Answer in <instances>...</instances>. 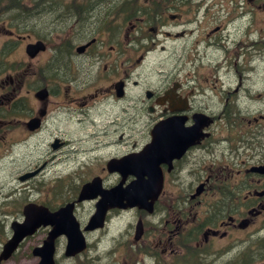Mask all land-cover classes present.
Masks as SVG:
<instances>
[{"label":"flooded vegetation","instance_id":"flooded-vegetation-1","mask_svg":"<svg viewBox=\"0 0 264 264\" xmlns=\"http://www.w3.org/2000/svg\"><path fill=\"white\" fill-rule=\"evenodd\" d=\"M32 2L36 7L25 10L24 0H18L33 17L44 20L47 12H57L54 20H61L52 39L53 64L41 65L33 74L37 86L27 87L26 46L33 41L30 33L15 30L27 20L14 17L5 32L26 59L19 60L16 75L0 79V87L8 89L0 96V122L21 107L23 132L32 135L59 123V115L90 118L92 113L103 115V122L117 108L131 109L145 117L146 139L120 156L145 148L155 156L170 147L160 163L163 191L150 209L119 210L134 213L123 232L114 237L104 232L93 244L106 226L88 230L86 247L72 255L60 234L54 264H264V142L258 140L264 135V113L251 112L237 97L262 95L256 83H264V71L256 68L264 60V0ZM159 46L165 67L155 77L141 69ZM43 89L48 93L38 96ZM202 113L212 121L205 129L199 127ZM34 117L41 125L31 131L28 121ZM91 123L89 137L108 135L96 127L99 122ZM204 133L208 136L201 137ZM64 144L57 141L54 151ZM112 173L118 182H106L108 188L135 179ZM91 216L81 223L83 230ZM46 233L48 228L41 230L33 254L45 250ZM103 241L112 246L102 250ZM60 253L65 259L58 260ZM35 257L33 264H41L42 256Z\"/></svg>","mask_w":264,"mask_h":264},{"label":"rangeland","instance_id":"rangeland-1","mask_svg":"<svg viewBox=\"0 0 264 264\" xmlns=\"http://www.w3.org/2000/svg\"><path fill=\"white\" fill-rule=\"evenodd\" d=\"M15 2L17 0H14ZM67 3L70 0H65ZM23 5H26L29 10L34 5L32 0H24ZM0 7V52L6 42L15 43L16 51L10 57L5 59L3 63L0 53V64L12 65L19 64V60H25L26 57L21 52L22 47L17 41L9 38L5 32L7 28H3V21L11 18V15L17 20H27L20 29V33H30V40L36 41L43 39L48 43L47 52L43 56L36 59H27L25 68L27 71V87H35L38 84L37 77L33 74L41 68L40 66L53 64L50 60L52 54L53 43L52 39L56 37V29L62 28L59 26L60 21L54 19L58 16L57 12L46 13L44 20L40 15L36 18L33 13L30 16L18 9L15 3L14 11L10 10L3 12ZM24 14V15H23ZM51 19L55 21L53 24ZM57 19V18H56ZM5 30V31H4ZM76 39L75 42H78ZM56 43V42H55ZM48 59V61H46ZM165 67V54L161 51L160 46L151 54L149 61L141 69L146 74L159 76V71ZM1 74L0 79H6L9 74L16 75V71ZM257 72L264 71V60L257 63ZM15 73V74H14ZM256 86L261 90L262 95L257 100L254 95L240 94L241 97L251 112L259 113L263 110L264 113V83L258 82ZM7 88L0 87V96ZM248 97V98H247ZM55 101L58 98H54ZM33 106V105H31ZM96 104L95 107H100ZM52 109V106L50 107ZM55 112V109H52ZM112 116H107L103 122V115L90 114V118H85L81 115L64 116L59 115L57 119L59 123L51 122L42 132L28 137L23 132L22 121L13 117L7 120L6 123L0 124V220L4 225V230L0 231V252L4 243L10 238V224L13 221L22 220L23 207L30 201L42 203L45 205L61 206L66 201H71L77 196L82 184L91 180L93 177L100 176L106 182L114 184L115 176L106 174L102 168L105 162L111 156L121 155L128 149H132L134 145L139 147L146 139V130L141 120L144 116L136 115L135 110H122L117 108ZM86 121L78 122V119ZM91 120L101 122L97 124L101 126L103 131L108 132L107 136L89 137V132L93 127ZM245 123V122H243ZM106 125V129L104 126ZM261 128V127H259ZM97 131H95V134ZM145 133V137L143 136ZM122 136L119 141V136ZM55 138L62 139L66 142L59 150L53 151L51 145ZM116 140V142L114 141ZM258 140L264 142V135L258 136ZM99 142V143H97ZM106 145V146H103ZM140 148V147H139ZM90 149H92L90 151ZM72 150V151H71ZM60 159L59 163H54ZM97 167L99 168L97 170ZM38 169V173L27 180L21 178L28 172ZM96 171V172H95ZM114 181V182H113ZM106 187L109 185H105ZM169 192H174L170 190ZM165 197H168L167 195ZM178 197V193L174 196ZM94 201H84L78 204L76 208V216L81 221H85L94 211ZM132 213H115L108 223V229H104L93 236V244L98 240V234L107 232L110 237L117 236L126 228L128 220L133 219ZM135 217V216H134ZM3 229V228H2ZM43 236L45 235L42 233ZM41 234V235H42ZM40 235V236H41ZM42 236V237H43ZM39 243L38 234L31 239H27L20 247L15 256L3 262V264H33L37 262V258L31 254L32 248ZM112 246L108 241H103L100 248L105 250ZM116 251L115 253H117ZM30 253V254H29ZM65 259L63 253L59 254L58 260Z\"/></svg>","mask_w":264,"mask_h":264},{"label":"water","instance_id":"water-1","mask_svg":"<svg viewBox=\"0 0 264 264\" xmlns=\"http://www.w3.org/2000/svg\"><path fill=\"white\" fill-rule=\"evenodd\" d=\"M45 45L40 41L35 44H29L27 46V52L29 55L34 57L39 51L44 50ZM45 94V92H42ZM205 124H202V126ZM143 157L145 161H147V151L143 152ZM147 174H143L138 172L137 174V181L132 183L129 187L121 188L118 187L114 191L109 192H101L104 194L106 199H114L115 204L120 206H128V205H138L140 208H150L149 200L156 199L162 189V178L159 174L153 173L150 174L149 172H145ZM144 175L148 176L149 179H145ZM99 186V181H94L93 185H88L83 189L81 194L82 198L94 197L99 192L94 194H88V188L90 187H97ZM123 201H126V204H122ZM99 210L95 217L99 220L107 210V206L104 204H99ZM72 209L73 205L70 204L66 208L61 209L58 212L51 213L46 208H37L34 209L31 206H27L26 212V220L23 223L14 222L12 227L14 229L13 237L4 245L2 253L0 255V262L3 259H8L13 252L17 249L20 242L26 235L33 233L38 227L43 225L51 224L54 226L53 230L50 233V240L46 241V248L45 250L37 248L35 249V254L40 255L43 258L41 264H54L52 253H53V241L54 239L60 235L62 232L66 233L69 237V243L67 246V253L69 255L77 252L80 249V241L78 240L76 228H78V223L76 222L75 218L72 217ZM99 223H95L94 225H98Z\"/></svg>","mask_w":264,"mask_h":264},{"label":"trees","instance_id":"trees-1","mask_svg":"<svg viewBox=\"0 0 264 264\" xmlns=\"http://www.w3.org/2000/svg\"><path fill=\"white\" fill-rule=\"evenodd\" d=\"M9 1V0H8ZM11 1V6H9V7H7V9L8 10H12V11H14L15 9H14V6H15V3L17 4V6H18V9L19 10H21L22 11V9L20 8V6H19V3H18V0L15 2L14 0H10ZM11 7V8H10ZM10 8V9H9ZM24 13H26L27 15H29L30 16V14H28L27 12H24ZM24 15V14H23ZM37 17H38V15H37ZM2 228H4V225L2 224V221H0V231H3V229Z\"/></svg>","mask_w":264,"mask_h":264},{"label":"bare ground","instance_id":"bare-ground-1","mask_svg":"<svg viewBox=\"0 0 264 264\" xmlns=\"http://www.w3.org/2000/svg\"><path fill=\"white\" fill-rule=\"evenodd\" d=\"M59 162H60V159L58 161L54 162V163H59Z\"/></svg>","mask_w":264,"mask_h":264}]
</instances>
